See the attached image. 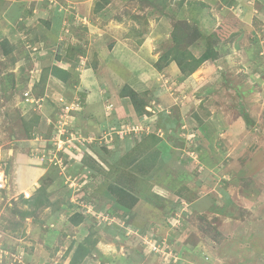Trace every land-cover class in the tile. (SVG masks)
<instances>
[{
    "label": "rangeland",
    "instance_id": "obj_1",
    "mask_svg": "<svg viewBox=\"0 0 264 264\" xmlns=\"http://www.w3.org/2000/svg\"><path fill=\"white\" fill-rule=\"evenodd\" d=\"M2 175L0 264H264V0H0Z\"/></svg>",
    "mask_w": 264,
    "mask_h": 264
},
{
    "label": "trees",
    "instance_id": "obj_2",
    "mask_svg": "<svg viewBox=\"0 0 264 264\" xmlns=\"http://www.w3.org/2000/svg\"><path fill=\"white\" fill-rule=\"evenodd\" d=\"M99 6L100 5H98L97 7ZM188 33L189 31L188 32L186 31V35L184 33V36L182 37V36H176L175 33L173 32L172 34V41L174 42L173 46L164 55H162L159 58L158 62L164 59L165 61H169V60L174 61L176 62L181 72L190 74L195 69H197L203 62L207 60H214L218 57L217 50L209 42L205 44L204 49L198 56H195L192 53V51L190 52L187 48L182 49V50L178 49L177 45H180L184 38H190ZM192 34L194 35V37L190 38V40H188L186 44H188L190 41L194 42L198 39L199 32L198 30H196V28H194V31L192 32ZM4 43H8L6 39L1 41V47H2V50L7 53L8 51L5 50V48H3ZM192 43L191 45H193ZM121 89H122L121 91L122 96L129 98L131 108L135 116H140L142 114V109H143L142 107L144 106L142 99L140 98L138 99L136 92L130 86L126 84ZM79 102L82 106H85L84 102H82L81 100H79ZM109 191L116 197L117 202L120 203L122 207L128 208L134 202V198L131 197L130 195L128 199L122 198L119 191H117L112 186L109 187ZM69 219L73 224H77L78 222L71 217ZM88 253H89L88 246L83 243H79L76 247L75 254L70 263L79 264L80 261L83 259V257L86 256ZM79 258H80V261L78 263L76 262V259H79Z\"/></svg>",
    "mask_w": 264,
    "mask_h": 264
},
{
    "label": "clouds",
    "instance_id": "obj_3",
    "mask_svg": "<svg viewBox=\"0 0 264 264\" xmlns=\"http://www.w3.org/2000/svg\"><path fill=\"white\" fill-rule=\"evenodd\" d=\"M78 96H76L73 100H69L67 102L62 101L60 102V111L59 113L55 112V116L51 115L52 118H57L60 117L59 120H55L53 123L50 121V125L53 124V131H57V132H62L65 129H70L73 125L74 119H75V115L77 113H80V111L82 110V105L79 102V98H77ZM128 98V97H127ZM129 99V98H128ZM66 114V115H65ZM70 123V124H69ZM51 126H49L50 128ZM119 130L115 131L116 135H119L117 132Z\"/></svg>",
    "mask_w": 264,
    "mask_h": 264
},
{
    "label": "crops",
    "instance_id": "obj_4",
    "mask_svg": "<svg viewBox=\"0 0 264 264\" xmlns=\"http://www.w3.org/2000/svg\"><path fill=\"white\" fill-rule=\"evenodd\" d=\"M105 69H109L110 70V72L112 73V74H115L114 73V70H115V68H114V70L113 69H111V68H105ZM129 75V74H128ZM115 76H117L116 74H115ZM96 84H97V81H96ZM90 86H91V88L93 89V90H96V89H94L95 87H96V85H95V81H92L91 80V82H90V84H89ZM75 98V96L73 97V99ZM123 98V99H122ZM127 98V97H126ZM126 98H125V100H124V97H119V99H122V103H127V101H128V104H129V99L128 100H126ZM73 99H71V100H73ZM70 100V99H69ZM70 100V101H71ZM112 102V101H111ZM108 103V104H103L104 105V107L106 106H108V105H111L112 103ZM119 102V101H118ZM131 106V105H130ZM85 107H88L87 105H85V106H83L82 107V109H85ZM105 107V108H106ZM127 107V106H126ZM104 108V109H105ZM121 110H123V106H121V105H119V106H117V105H115L114 103L111 105V109H110V111H112V112H123V111H121ZM129 111H131V116L133 115L134 117H140V116H135V114H134V112L132 111V108L130 107V110ZM120 114H118V116H119ZM142 118V117H141ZM119 119V120H118ZM112 120V119H111ZM117 120L118 121H120L119 123H121V124H123L124 122L123 121H125V118L124 117H118L117 118ZM118 121H117V123H118ZM117 136H119V135H117ZM121 138V137H120Z\"/></svg>",
    "mask_w": 264,
    "mask_h": 264
},
{
    "label": "built area",
    "instance_id": "obj_5",
    "mask_svg": "<svg viewBox=\"0 0 264 264\" xmlns=\"http://www.w3.org/2000/svg\"><path fill=\"white\" fill-rule=\"evenodd\" d=\"M132 128H128L126 130H119L117 133L122 136L123 133H126V131H130ZM4 176L0 177V188L4 187Z\"/></svg>",
    "mask_w": 264,
    "mask_h": 264
}]
</instances>
